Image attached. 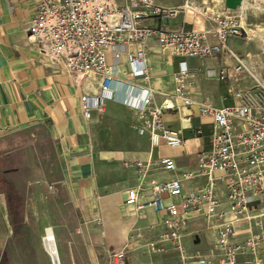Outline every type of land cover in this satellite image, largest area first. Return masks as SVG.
<instances>
[{
	"label": "built area",
	"instance_id": "obj_1",
	"mask_svg": "<svg viewBox=\"0 0 264 264\" xmlns=\"http://www.w3.org/2000/svg\"><path fill=\"white\" fill-rule=\"evenodd\" d=\"M204 7L195 0L178 7L156 0H37L26 32L30 41L41 44L40 54L49 57V64L65 71L76 86L95 87V92L87 91L81 98L82 116L87 121L92 112L104 110L107 100L115 99L113 84L127 83L120 77L141 79L146 86L140 105L122 102L132 111L130 127L147 136L151 146L184 145L181 131L165 128L162 115L174 108V99L191 104L186 61L204 64L228 55L234 63L231 70L203 66L204 76L219 82L241 77L250 80V85L229 88L233 102L229 107H212L207 100L199 103L198 115L212 119L209 151L198 154L195 170L160 181L152 179L151 171L174 175L177 168L172 159L124 163L136 175V185L126 190L124 204L136 210L154 209L163 232L157 243L147 245L148 250L159 251L157 244L168 242L179 254L177 264H239L240 257H247L244 264H264V54H235L229 44L248 37L240 18ZM188 11L213 27L202 31L164 28V22ZM152 21L159 25L152 26ZM149 41L161 53L182 59L173 75L175 94L160 104L147 86ZM199 177L205 179L203 186L186 188L185 182ZM196 215L205 216L214 241L206 251L189 256L184 253L182 231ZM129 250L109 252L110 264H124Z\"/></svg>",
	"mask_w": 264,
	"mask_h": 264
},
{
	"label": "crops",
	"instance_id": "obj_2",
	"mask_svg": "<svg viewBox=\"0 0 264 264\" xmlns=\"http://www.w3.org/2000/svg\"><path fill=\"white\" fill-rule=\"evenodd\" d=\"M36 3L37 0H0V155L4 146L23 143L34 134L39 143L51 145L60 159L63 180L79 219L77 232L83 239L102 249L106 255L125 247L148 250L149 243L161 239L163 227L153 208L136 210L125 206L126 190L135 187L136 175L134 169L126 168L124 163L172 159L177 168L174 175L151 171L152 179L157 181L195 170L198 154L210 149L213 129L210 117L198 115L199 103L207 100L212 107H229L233 104L229 88L249 86L250 80L232 77L219 82L204 76L203 66L231 70L234 63L228 55H218L204 64L187 60L191 74L187 87L191 104L174 99V108L162 115L165 128L181 131L184 141L183 146L171 148L163 143L151 146L147 136L139 135L130 127L132 111L122 101L140 105L144 96L142 89L146 85L141 79L129 80L122 76L120 80L127 83L113 84L115 99L107 100L101 112L108 121L122 125L124 144L121 147H99L92 134L99 112H92L93 120L87 121L81 110L82 96L87 91L95 92V87L76 86L72 77L49 64L28 39L26 31L35 15ZM210 10L217 11L215 8ZM150 24L159 25L155 21ZM163 26L166 30L184 31L213 27L212 23L191 11L179 12ZM247 38L232 41L230 49L240 57L264 54L251 52ZM210 42L215 43V39L210 37ZM146 52L151 68L147 86L153 90L155 102L160 104L175 94L173 75L182 59L161 53L154 41H149ZM198 130L201 133H197ZM204 183L205 179L199 177L185 182V186L191 190ZM6 208L0 190V213L5 211V216L9 217L11 213ZM207 224L205 216L196 215L185 226L181 240L185 255L210 248L214 232ZM157 246L159 249L170 246L180 261L170 243L160 242ZM160 252L161 249L156 251ZM88 253L92 264H99L95 252L90 249ZM246 259L238 258L239 264H244Z\"/></svg>",
	"mask_w": 264,
	"mask_h": 264
},
{
	"label": "rangeland",
	"instance_id": "obj_3",
	"mask_svg": "<svg viewBox=\"0 0 264 264\" xmlns=\"http://www.w3.org/2000/svg\"><path fill=\"white\" fill-rule=\"evenodd\" d=\"M156 1L178 7L186 0ZM195 1L199 7L205 4V9L215 8L219 12L228 9L240 16L241 25L249 35L246 43L252 47L250 51L264 52V0H239L234 9L227 7L226 0ZM33 43L40 53L41 44ZM42 57L50 61L47 55ZM103 114L99 112V120L92 129L97 145L121 147L124 144L122 125L108 121ZM24 142L4 146L0 155V190L8 207L6 210L11 213L9 217L5 216V211L0 213V264H52L43 243L47 227H51L56 236L61 264H92L90 249L98 256L99 264H110L102 249L93 247L77 232V211L72 206L60 159L52 146L39 143L34 134ZM11 203L17 205L20 213L16 218L12 217V210L16 208ZM160 249L161 252L156 253L135 247L125 254L124 264L179 263L170 246Z\"/></svg>",
	"mask_w": 264,
	"mask_h": 264
},
{
	"label": "bare ground",
	"instance_id": "obj_4",
	"mask_svg": "<svg viewBox=\"0 0 264 264\" xmlns=\"http://www.w3.org/2000/svg\"><path fill=\"white\" fill-rule=\"evenodd\" d=\"M31 39H34V37H31ZM107 94H109V92H107ZM55 237L56 236H54L53 229L51 227H47L45 229V236L43 238L44 248L47 254L50 256L52 264H61Z\"/></svg>",
	"mask_w": 264,
	"mask_h": 264
},
{
	"label": "water",
	"instance_id": "obj_5",
	"mask_svg": "<svg viewBox=\"0 0 264 264\" xmlns=\"http://www.w3.org/2000/svg\"><path fill=\"white\" fill-rule=\"evenodd\" d=\"M238 2H239V0H235V1H233V0H226V5L230 9H234L237 6Z\"/></svg>",
	"mask_w": 264,
	"mask_h": 264
},
{
	"label": "trees",
	"instance_id": "obj_6",
	"mask_svg": "<svg viewBox=\"0 0 264 264\" xmlns=\"http://www.w3.org/2000/svg\"><path fill=\"white\" fill-rule=\"evenodd\" d=\"M11 206H12L13 208H16L15 210H12L13 213L15 214V215H14V214L12 213V217H13V218H14V217L16 218V216H18V214H20V213H18L17 205H14V206H15V207H14V206L12 205V203H11Z\"/></svg>",
	"mask_w": 264,
	"mask_h": 264
}]
</instances>
